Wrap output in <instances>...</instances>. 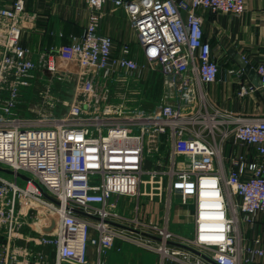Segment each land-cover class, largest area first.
<instances>
[{"label": "built area", "instance_id": "obj_1", "mask_svg": "<svg viewBox=\"0 0 264 264\" xmlns=\"http://www.w3.org/2000/svg\"><path fill=\"white\" fill-rule=\"evenodd\" d=\"M85 1L83 33L45 48L37 62L21 42L27 0L0 5V164L15 174L0 175V264H108L117 236L139 242L110 220L124 218L120 209L134 199L138 207L142 196L155 197L143 187L168 195L164 222H145L139 213L130 218L158 236L144 244L161 254V264L256 261L264 254L261 237L250 240L242 225L253 228L264 211V117L239 120L208 105L201 86L217 80L219 63L200 10L239 15L245 0ZM108 1L125 9L141 61L129 43L115 53L112 36L101 33ZM147 66L162 71L159 102L151 108L111 102L109 82L140 79ZM257 72L259 85L242 84L240 93H264V61ZM42 76L76 79L67 111H52L49 84L38 106L21 101ZM240 146L254 148V156L235 151ZM18 173L28 176L25 186ZM174 199L194 206L191 237L169 226Z\"/></svg>", "mask_w": 264, "mask_h": 264}, {"label": "crops", "instance_id": "obj_2", "mask_svg": "<svg viewBox=\"0 0 264 264\" xmlns=\"http://www.w3.org/2000/svg\"><path fill=\"white\" fill-rule=\"evenodd\" d=\"M9 2L10 0H0V5H7ZM26 11L28 16L22 22L21 42L23 46L30 49L29 56L36 62L45 48L60 43L68 44L74 35L80 36L90 12L83 0H27ZM102 11L104 15L100 31L112 36L114 52L119 53L122 44L129 43L133 56L142 58L141 47L125 9L113 1H108L102 7ZM200 14L203 17L205 36L210 40L212 54L219 63L217 80L201 85L208 105L230 112L239 120L264 117L263 91L240 93L242 84L259 85L257 67L264 61V0H245V10L239 15L212 12L206 9H201ZM61 33L63 36H60ZM247 65L250 67L246 70ZM238 150L246 152L249 157L255 154L254 148L240 146L235 148V151ZM144 190H151L155 197L151 199L150 196H142L138 207L134 199L131 202L132 206L125 209L124 218L110 220L119 232L122 231L130 238L135 236L139 242L121 235L117 236L114 246L106 255L108 264H161V254L144 244L149 240L153 243L157 242L158 236L144 225L134 227L130 218L139 213L140 218L145 222H164L167 216L165 203L168 195L162 187H143L142 192ZM193 214V205H183L180 201L176 206L172 204L169 210V226L173 227V223H185L190 228ZM90 217L97 219V217ZM242 227L244 235L250 240L254 241L256 235L261 237V242L257 245L264 250V211L257 215L253 228L245 225ZM175 243L177 246L184 247L180 242ZM133 247H136V252L142 251L140 254L145 258L143 263L134 261L133 257L127 256L126 253L123 256L122 252H118L130 248L127 249L129 254ZM44 250L49 251L48 248ZM89 255L97 257V253L93 250H90ZM164 264L181 263L168 260ZM247 264H264V254L256 261Z\"/></svg>", "mask_w": 264, "mask_h": 264}, {"label": "rangeland", "instance_id": "obj_3", "mask_svg": "<svg viewBox=\"0 0 264 264\" xmlns=\"http://www.w3.org/2000/svg\"><path fill=\"white\" fill-rule=\"evenodd\" d=\"M84 1L85 6L87 7L86 1ZM136 48V47H135ZM141 56H138V59L141 61L143 59ZM50 85L53 96L55 97L54 106L52 107V111L55 114L63 113L67 111L68 105L72 103L74 100V93L77 88V81L74 77H68L66 80L58 79L57 77H49L42 76V77H35L32 79V84L25 88L22 91L21 94V101L24 103H27V107L30 105H39L41 103L40 100V91L46 87V85ZM109 88L111 91L110 94V100L113 103H124L125 105H147V108H151V105H156L159 100L156 98H159L160 94H162L164 89V77L162 74V71L159 69H153L150 66H147L146 70L143 72V75L141 78H136L135 76H128L127 79H123L121 81H116L113 79L111 82H109ZM4 98L8 97V94L4 93L2 95ZM68 103V104H67ZM19 112H22L23 114L30 115L31 112L28 110V108H21ZM182 158V157H180ZM188 159V157H185ZM150 162V161H149ZM151 164V163H150ZM0 166L4 167L2 164ZM148 167H152L151 165H147ZM0 175L7 178V179H14L15 174L8 173L5 171L0 170ZM148 175L145 174L144 178H147ZM26 179L22 178L21 176H18V183L21 186L26 185ZM179 203V200L174 199L173 204L176 206V204ZM191 205V204H190ZM79 212V211H78ZM120 212L124 215L126 214V211L124 208L120 209ZM85 215H88L86 213H83ZM175 232L182 233L186 236H192L193 232V223H191L190 228L185 225V223L175 224L173 223V227H171ZM127 247H130L127 245ZM117 249H121L117 247ZM128 250L130 248H127ZM120 250L119 253L122 252V255L126 253L127 256H132L134 261H138L140 263H143L145 258L140 252H136V247H133V250L129 252L128 250ZM139 251V250H138ZM142 255V256H141Z\"/></svg>", "mask_w": 264, "mask_h": 264}, {"label": "water", "instance_id": "obj_4", "mask_svg": "<svg viewBox=\"0 0 264 264\" xmlns=\"http://www.w3.org/2000/svg\"><path fill=\"white\" fill-rule=\"evenodd\" d=\"M249 67H250V65H247L246 70H247ZM259 83H260V81H259ZM0 170H1V171L8 172V173H14V170L9 169V168H6V167H2V166H0ZM18 175H20V176H21L22 178H24V179H27V178H28L27 175L22 174V173H18ZM46 195H47L49 198H51V199L55 200L56 202H58L56 199H54L53 197L49 196L48 194H46ZM77 211H80V210H77ZM193 250H194V249H193Z\"/></svg>", "mask_w": 264, "mask_h": 264}]
</instances>
